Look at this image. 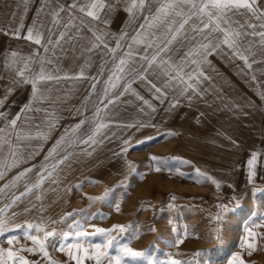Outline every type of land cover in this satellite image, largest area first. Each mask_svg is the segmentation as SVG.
I'll list each match as a JSON object with an SVG mask.
<instances>
[{
	"label": "rangeland",
	"instance_id": "1",
	"mask_svg": "<svg viewBox=\"0 0 264 264\" xmlns=\"http://www.w3.org/2000/svg\"><path fill=\"white\" fill-rule=\"evenodd\" d=\"M93 2L105 7L92 9ZM158 2L166 0H152V7ZM134 3L139 0H73L74 11L88 19L77 24L90 29V44L84 47L90 60L75 62L74 76L89 81L74 85L75 116L55 117L58 122L50 129L57 134L48 148L0 182V224L6 226L0 248H8L7 238L15 237L14 248L34 249L18 255L36 264H76L69 250L82 257L83 264H96L88 257L97 251L115 256L116 244L99 250L93 245L113 239L146 252L154 264H170L171 259L185 264H264V227H258L264 224V40L259 35L239 38L246 64L217 54V49L207 54L199 45L211 44L199 36L193 46V33L186 26L164 62L158 58L149 66L154 49L145 58V45L136 41L151 42L154 21L147 2L144 9L134 8ZM257 5L264 11V0ZM88 11L99 18L88 16ZM237 12L229 24L232 31L251 33L253 29L239 27L251 23L257 33L264 32V16ZM93 33L103 40L89 51ZM121 59L124 73L115 71ZM110 77L117 78L110 83ZM188 85L202 97L189 101ZM85 134L93 140L81 142ZM25 169L31 171L12 184ZM221 204L234 210L217 221ZM116 225L127 231L121 233ZM217 226L219 233L213 231ZM249 227L257 233L250 254ZM96 228L106 231L96 233ZM78 231L88 235L78 238ZM45 232L52 235L46 237ZM30 235L43 242L50 259ZM176 241L182 243L173 247ZM238 256L241 259L234 260ZM102 264H108L107 259L102 258Z\"/></svg>",
	"mask_w": 264,
	"mask_h": 264
},
{
	"label": "crops",
	"instance_id": "2",
	"mask_svg": "<svg viewBox=\"0 0 264 264\" xmlns=\"http://www.w3.org/2000/svg\"><path fill=\"white\" fill-rule=\"evenodd\" d=\"M72 4L73 0H0V172L4 173L0 182L48 148L57 134L51 124L75 116L74 85L89 79L75 77L73 65L90 60L84 53L90 29L77 24L88 19L69 9ZM30 27L39 32V45L26 38ZM15 29L19 38L12 34ZM61 32L66 39L56 44ZM41 70L54 78L37 81L34 91L31 80ZM13 119L15 125L10 123Z\"/></svg>",
	"mask_w": 264,
	"mask_h": 264
},
{
	"label": "snow or ice",
	"instance_id": "3",
	"mask_svg": "<svg viewBox=\"0 0 264 264\" xmlns=\"http://www.w3.org/2000/svg\"><path fill=\"white\" fill-rule=\"evenodd\" d=\"M27 2V0H25ZM147 2V11L150 13L151 19L154 21V23L151 25L153 32H150L148 35L149 42H145L143 40L136 41V43H143L144 46V57L147 58L149 55L150 50L154 49V51L151 52V59L147 60V64L151 66L154 62L157 61L159 58L161 62H164V56L168 54L171 51L170 46L172 45L173 41L176 40L177 34L181 33L182 30L187 32L188 29L191 30L193 33L191 38V43L193 46L196 45L197 37L199 36L203 41H209L211 46L209 47L208 43H200L199 47L201 49H206L207 54H211L212 49H217V54L219 55H230L233 57H238L239 59L243 60L246 64L248 63V57L243 54V52L240 51L241 48L244 46V42L241 41L239 38L241 36H248V35H259L262 40H264V32L257 33L255 31L257 25L255 24H246V25H240L239 27L241 29L251 28L253 31L251 33H248L246 31H237L234 32L229 27V24L232 23V16H235L238 14L237 10L244 9L245 13L250 12L253 16H256L257 19L264 16V11H258V5L257 0H166V2H158L155 7H152V0H139V3H134V8L144 9L145 3ZM91 8L95 10H101L105 7L103 3H91ZM76 7L75 4L69 5L68 8L72 9ZM85 8L81 7L80 11H84ZM60 11H64L63 8L60 9ZM154 13V15H153ZM14 15V14H13ZM88 16H92L94 18H99L97 13L94 11H88ZM145 23H148V18H145ZM186 26H188V29H186ZM69 25H65V28H67ZM20 28H23V23H21ZM144 25H141V29L143 30ZM159 32L161 33L160 36H156L155 34ZM19 29H15L13 31V35L17 36L19 38ZM213 33H217V35H213ZM167 36H170V38H167ZM26 38L29 41H33L36 44L41 43L40 35L38 31H34L33 28L27 29V35ZM66 36L64 32H61L59 34V40H57L55 43L59 44L60 40H65ZM68 39H72V37H68ZM92 39L95 41V43L92 44V46L89 48V51L92 50V48L100 46V42L103 40L102 35H96L93 33ZM157 41L159 43H157ZM48 43L51 45L53 41L49 38ZM119 43H117V48L119 47ZM103 47L107 48L108 45L105 43L103 44ZM48 49H45L47 51ZM227 50V51H226ZM110 51L115 52V49H110ZM244 51H248L247 48L244 49ZM11 55L13 57L17 56L16 52H12ZM125 55H128L126 53ZM195 61H193L194 63ZM125 60L121 59L119 61V64L116 65L115 71L118 73H124L125 72ZM25 67H27L25 65ZM103 67V65H102ZM248 67H251V64L248 65ZM145 72L148 71V68L145 67L143 69ZM128 71H132L131 68L128 69ZM23 75V73H20ZM139 74V73H138ZM201 74H198V76ZM54 77L52 75H47L43 72V70L37 72L34 76V78L31 80L33 90L35 91L37 89V81H47L52 80ZM117 78V77H110L109 82L111 83V80ZM176 79H179V77H175ZM206 79H210L208 77H205ZM189 79H192L191 76H189ZM255 79V77H253ZM27 82V81H25ZM114 86V85H113ZM95 87V85H93ZM189 88H192V94H190L187 99L191 101L193 99V96H201L202 93L197 92L195 88L192 87V85H188ZM157 92H160V89H156ZM112 101L109 100V103ZM12 125L16 124V120L13 119L10 121ZM83 123V121H81ZM79 127V125H77ZM143 127V125L137 126ZM67 131V130H66ZM86 140L82 137L81 142H87L93 140V135L91 134H85ZM59 143V141H57ZM55 149H53L54 151ZM123 151V150H122ZM49 156H51V152L49 153ZM48 157H46V160ZM67 157H63V160H67ZM153 160H156V157H152ZM255 160V154H253L252 159L248 161L249 165L253 163ZM161 163H166V161H161ZM157 171L160 169L157 168ZM31 171V169H25L24 172L18 173V175L14 178V180L11 182L12 184H15L17 180H20L22 177H24L27 172ZM52 173H48V178H50ZM4 176V173L0 172V179H2ZM44 177L42 176L41 182H43ZM252 175L250 174L249 180L251 182ZM215 183V181H213ZM5 188L11 187L10 184H6L4 186ZM217 188H219V184L217 183ZM2 191V190H0ZM256 191V189H254ZM26 195V193H22L21 196ZM107 195V193L105 194ZM219 212L216 214L215 219L217 221H221L224 219V214L233 211L234 209L230 208L229 205L221 204L218 206ZM118 208V206H117ZM27 211V209H25ZM3 209H0V212H3ZM15 215V213H13ZM37 231H40L39 225L36 226ZM258 227H264V224L258 225ZM114 228H119L121 233H124L127 231V229L123 225H116ZM6 230V226L3 224H0V236H3L4 231ZM96 233H104L105 229L96 228ZM214 232L219 233L220 227L217 226L215 229H213ZM248 238L251 242H247V248L251 251L255 250V238L257 236V233L253 231L251 227L247 229ZM52 235L51 232H45V236ZM88 235L87 233L83 231L76 232V236L79 238L81 236ZM29 239L32 240L33 244L39 245V248L41 251L44 252L45 257H49V254L44 251V244L42 241L38 240V238L35 235H30ZM14 240L15 237L7 238V243L9 245L8 248H0V264H9V261H12L13 264H36L34 261H29L28 259H25L23 256L18 255L19 252H33V248H26V247H19L14 248ZM179 243H182V241H176L173 244V247H178ZM116 244L115 247V256H109L107 251H97L96 255L94 257L89 256L90 259H95L96 264H102V258L107 259L108 264H154V261L152 258H150L146 252L144 251H137L129 247L127 244L120 245L118 241H115L113 239H108L104 243V245L95 244L93 247L95 249H107L113 247V245ZM70 247H77L79 250L78 245H72ZM61 251L63 249H60ZM87 252V250H84ZM68 256L70 259H74L76 261V264H83V258L79 255L73 256L71 250L68 252ZM241 257H235L234 260H240ZM55 264V262H53ZM170 264H185L184 261L179 259H171Z\"/></svg>",
	"mask_w": 264,
	"mask_h": 264
},
{
	"label": "bare ground",
	"instance_id": "4",
	"mask_svg": "<svg viewBox=\"0 0 264 264\" xmlns=\"http://www.w3.org/2000/svg\"><path fill=\"white\" fill-rule=\"evenodd\" d=\"M97 116H98V113H97Z\"/></svg>",
	"mask_w": 264,
	"mask_h": 264
}]
</instances>
